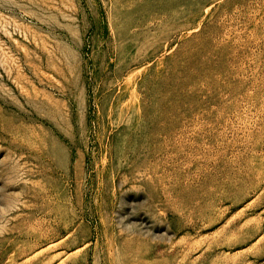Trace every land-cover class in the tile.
<instances>
[{
    "label": "rangeland",
    "instance_id": "obj_1",
    "mask_svg": "<svg viewBox=\"0 0 264 264\" xmlns=\"http://www.w3.org/2000/svg\"><path fill=\"white\" fill-rule=\"evenodd\" d=\"M0 264H264V0H0Z\"/></svg>",
    "mask_w": 264,
    "mask_h": 264
}]
</instances>
